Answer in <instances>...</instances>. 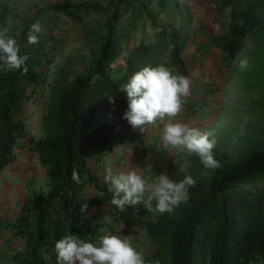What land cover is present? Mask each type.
Segmentation results:
<instances>
[{
	"label": "trees",
	"instance_id": "trees-1",
	"mask_svg": "<svg viewBox=\"0 0 264 264\" xmlns=\"http://www.w3.org/2000/svg\"><path fill=\"white\" fill-rule=\"evenodd\" d=\"M177 4L178 0H111L102 8L63 0L42 8L80 22L93 13L109 14L103 25L85 23L83 28L88 43L97 44L88 71L71 74L69 65L58 69L47 93L42 134L37 137L27 132L21 112L42 83V69L53 60L58 40L51 30H42L35 44L17 40L20 54L29 59L27 72L0 71V170L14 159L15 146L26 139L46 168V186L23 201L18 216L9 224L13 235L25 240L11 256L16 264H56L54 245L65 235L86 241L99 239L84 213L93 201L87 199V189L98 188L106 200L112 199V193L91 171L89 154L110 143L115 128L112 116L122 119L128 108L127 94L120 91V85L134 73L145 66L164 64L174 74L189 78L183 56L187 23H175L181 15ZM214 7L216 13L229 10L227 31L214 42L234 60L245 37L264 26V0H214ZM162 15L167 17L166 23L158 22ZM143 17L151 20L153 38L140 40L128 50L123 68L113 74L111 64ZM256 44L255 56L260 57L264 41ZM260 86L264 101V83ZM108 97H114L115 103ZM257 129L259 133L236 153L214 148L221 165L218 169L204 175L206 170L192 154L188 170L169 177L179 182L191 175L196 185L189 190L186 204L172 214L157 213L146 224L155 244L154 252L144 254L146 260L159 264H254L261 260L264 264V125Z\"/></svg>",
	"mask_w": 264,
	"mask_h": 264
},
{
	"label": "rangeland",
	"instance_id": "rangeland-1",
	"mask_svg": "<svg viewBox=\"0 0 264 264\" xmlns=\"http://www.w3.org/2000/svg\"><path fill=\"white\" fill-rule=\"evenodd\" d=\"M63 0H0V30L8 28V33L16 40L27 41L31 24L39 21L43 31L51 30L58 40L53 60L42 69V83L36 88L31 98L26 101L21 115L25 119L26 130L37 137L42 134L41 120L46 109L47 93L54 82L58 69L69 65L70 73L87 72L93 59L97 44L88 43L84 35L85 23L101 26L107 15L93 13L83 17V22L75 21L65 15H52L42 11L48 4ZM71 3L107 8L111 0H68ZM181 11L175 23L183 20L187 23L185 30L188 43L183 51L190 79V97L183 103L186 108L185 124L194 127L202 134L214 139L218 150L238 152L240 146L259 133L257 125H264V101L262 83H264V51L258 50L256 42L264 41V26L249 33L244 46L234 60H229L215 44L217 35L227 31L228 9L216 13L214 0H178ZM155 6V1L151 8ZM150 11V8H148ZM153 10V9H152ZM158 22L166 23L167 17H158ZM90 24V26H91ZM89 25H87L88 27ZM154 27L149 17L139 20L137 28L131 32L122 53L111 64V72L117 73L123 68V56L140 40L153 38ZM264 45V44H263ZM247 58L248 67L240 69L239 59ZM198 64L200 70L197 69ZM197 98V99H196ZM116 121V119H114ZM119 123H115V127ZM115 129V128H114ZM113 129V130H114ZM15 153L24 152L36 162L37 154L27 140H21L14 148ZM187 151L178 157L179 171L189 168ZM19 162L14 163L18 165ZM2 169L0 171H3ZM22 177L26 179L30 169L22 166ZM43 183L39 176L34 189ZM46 181L44 180V186ZM40 189V188H39ZM38 189V190H39ZM89 220V217L87 218ZM254 264H262L261 260Z\"/></svg>",
	"mask_w": 264,
	"mask_h": 264
},
{
	"label": "clouds",
	"instance_id": "clouds-1",
	"mask_svg": "<svg viewBox=\"0 0 264 264\" xmlns=\"http://www.w3.org/2000/svg\"><path fill=\"white\" fill-rule=\"evenodd\" d=\"M42 31L39 21L31 24L28 42H38ZM8 28L0 30V71L27 72V55H21L15 38L8 35ZM240 69L248 67L247 58L239 59ZM190 79L182 74H174L164 64L156 67L145 66L134 73L127 83L120 85V91L127 94L128 108L122 116L133 131L145 132L149 127L163 124L161 140L165 148L177 152L195 154L206 170L218 169L221 165L214 157L216 142L194 127L177 121L182 108L183 97L190 94ZM114 104V97H108ZM73 178L77 179L74 172ZM104 181L112 193L111 204L121 212L126 206L144 205L149 212L172 214L181 204L189 200V190L196 185V179L185 175L174 182L167 173L149 182L141 171L135 168L113 173L107 170ZM155 202V204L153 203ZM56 264H159L146 260L136 250L129 237L105 234L95 241H86L76 235H65L54 245Z\"/></svg>",
	"mask_w": 264,
	"mask_h": 264
},
{
	"label": "crops",
	"instance_id": "crops-1",
	"mask_svg": "<svg viewBox=\"0 0 264 264\" xmlns=\"http://www.w3.org/2000/svg\"><path fill=\"white\" fill-rule=\"evenodd\" d=\"M197 69L200 70L199 64ZM189 95L182 100L195 99ZM186 106L183 103L177 118L178 122L184 124L187 113L183 109ZM112 120L119 125L113 130L110 143L102 151L90 152L88 158L89 167L100 183H105L104 175L107 170L117 173L135 168L141 171L149 182L165 172L170 177L180 170V152L165 148L161 140L163 124L166 121L158 122L157 126L149 127L141 133L133 131L131 126L119 117L112 116ZM14 154V159L3 168L5 170L0 171V264H16L11 256L15 250L25 245V240L15 237L9 224L18 216L23 201L34 191L44 187L46 174V168L32 156L24 152L14 151ZM16 162H19L18 165H14ZM22 166L30 169L26 179H20L23 174H20L19 169ZM39 176L43 178V183L34 189ZM86 197L93 200L85 207L86 220L89 217L87 222L95 228L98 238L105 234L129 237L133 247L143 255L155 251V244L146 232V224L155 218L156 212L147 211L142 204L126 206L125 211L121 212L111 204V200L104 199L102 192L94 186L88 187Z\"/></svg>",
	"mask_w": 264,
	"mask_h": 264
}]
</instances>
